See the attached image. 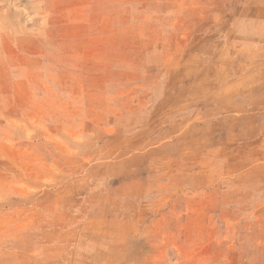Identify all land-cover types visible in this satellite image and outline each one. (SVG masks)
Masks as SVG:
<instances>
[{
	"label": "rangeland",
	"instance_id": "rangeland-1",
	"mask_svg": "<svg viewBox=\"0 0 264 264\" xmlns=\"http://www.w3.org/2000/svg\"><path fill=\"white\" fill-rule=\"evenodd\" d=\"M0 264H264V0H0Z\"/></svg>",
	"mask_w": 264,
	"mask_h": 264
}]
</instances>
